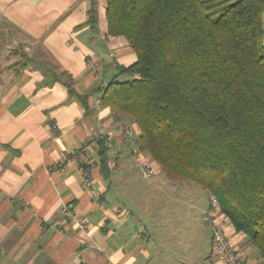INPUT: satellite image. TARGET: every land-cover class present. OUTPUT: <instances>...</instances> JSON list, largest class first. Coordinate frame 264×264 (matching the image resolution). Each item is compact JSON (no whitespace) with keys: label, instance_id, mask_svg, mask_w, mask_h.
Returning <instances> with one entry per match:
<instances>
[{"label":"crops","instance_id":"obj_1","mask_svg":"<svg viewBox=\"0 0 264 264\" xmlns=\"http://www.w3.org/2000/svg\"><path fill=\"white\" fill-rule=\"evenodd\" d=\"M106 4L0 0V264L192 263L189 245L178 262L176 252L161 247L169 240L172 214L152 219L148 227V214L130 210L108 182L138 150L119 128L135 123L103 105L100 89L137 54L125 37L108 33ZM95 6L96 25L90 21ZM69 84L77 95H90L89 110L71 95ZM95 134L114 135L115 154H110L116 162L107 176L91 140ZM63 159L64 171L58 166ZM169 184L186 197L200 194L179 179L161 178L149 186L156 197L168 198ZM66 205H71L68 213ZM225 228L246 264H264L245 234L229 221ZM211 254L212 264H224L213 246Z\"/></svg>","mask_w":264,"mask_h":264},{"label":"trees","instance_id":"obj_2","mask_svg":"<svg viewBox=\"0 0 264 264\" xmlns=\"http://www.w3.org/2000/svg\"><path fill=\"white\" fill-rule=\"evenodd\" d=\"M106 1L108 33L137 60L100 89L102 104L133 120L136 149L170 180L213 193L264 258V0ZM77 96L89 110L90 95ZM110 152L99 139L104 176Z\"/></svg>","mask_w":264,"mask_h":264},{"label":"rangeland","instance_id":"obj_3","mask_svg":"<svg viewBox=\"0 0 264 264\" xmlns=\"http://www.w3.org/2000/svg\"><path fill=\"white\" fill-rule=\"evenodd\" d=\"M118 78L120 80H124L127 79L128 76L120 75ZM137 128L138 127L136 124L134 127H132V129L135 130V134L131 141L135 140L140 134ZM148 155V153H144V158H148L149 160L153 161L156 167L161 170L157 176L146 178L143 175L140 168L142 153L137 152V157L134 156L130 163H120V165L115 168L117 173L115 176L117 178L114 176L113 179H109L108 182H112V187L118 196H120V193L123 194L124 197L121 196L122 200L129 206L130 210L135 213L138 212V214L140 212H142L143 215L148 214L146 220L147 222H145L148 227L151 224L152 219L162 221L163 214H172L170 217L172 224L168 225V227H172L173 229L170 228V230L167 232L169 234V240L161 241L164 242V244H161V247H170L172 249L171 251L176 252L177 254L174 258L177 262L178 260L180 261L184 259L185 255L183 248L185 245H189L190 250L186 253L189 252L187 256L191 257V264H212V260H214L211 254V249L213 246L212 230L210 225L205 220V213L208 210V204L210 203L211 199L216 198V196L196 182L183 180V182L186 184L193 186L194 190L200 194L197 196L196 194L194 195V193H192L189 197H186L183 195L182 190L179 192L174 191L173 186L169 184L166 186V188H164L165 192L167 193L164 194H166L168 198L156 197L154 191L152 193V188L149 186V184H154L161 178L169 179V177L167 176L166 172L162 171L159 164L152 160V158ZM195 198H197L199 201L196 202ZM152 201H158L155 204L156 206L151 205ZM227 221L230 222L228 218ZM161 225L163 224H160L159 226ZM156 236L160 240L164 237V235H162L160 232L159 234L157 233ZM185 260H187V258Z\"/></svg>","mask_w":264,"mask_h":264},{"label":"built area","instance_id":"obj_4","mask_svg":"<svg viewBox=\"0 0 264 264\" xmlns=\"http://www.w3.org/2000/svg\"><path fill=\"white\" fill-rule=\"evenodd\" d=\"M121 131L126 133L128 138H133L135 134V130L126 126L119 127ZM114 135H108L106 137L109 150L114 152V145L112 143ZM94 145H98L99 136L96 134L91 139ZM89 142L86 141L84 146H87ZM65 159L59 162V169H65ZM111 166H114V162L111 163ZM140 167L143 175L146 178H152L156 176L161 170L156 167L153 161L148 158H143L140 162ZM85 183L87 185H91L92 179L90 175H86ZM210 208L205 213V220L210 225L212 230V243L215 255L219 258L221 262L224 264H246L242 255V252L234 247L232 244L230 237L227 235L225 222H227V218L220 212L218 200L216 198H212L210 201ZM71 205H66L63 208L64 213H68L70 211ZM86 228L85 225H82Z\"/></svg>","mask_w":264,"mask_h":264}]
</instances>
